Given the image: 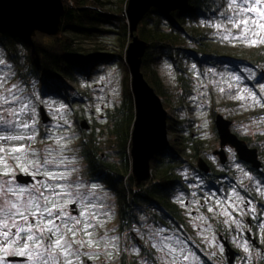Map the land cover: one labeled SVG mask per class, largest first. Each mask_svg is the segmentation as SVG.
<instances>
[{
    "label": "rangeland",
    "instance_id": "374dc122",
    "mask_svg": "<svg viewBox=\"0 0 264 264\" xmlns=\"http://www.w3.org/2000/svg\"><path fill=\"white\" fill-rule=\"evenodd\" d=\"M105 1L109 4L107 8L111 10L116 11L122 6V0ZM222 12L225 15L228 14L226 2L216 15L199 17L195 22H191L190 26L203 28L209 38L220 44H226L230 48L236 47V49L248 51L264 46V44L250 46L232 40L231 36L235 35L238 30L231 24L225 25L231 35L228 39H222L221 33L213 27L214 24L223 22L224 17L220 15ZM100 29L107 32L95 33L97 37H82L78 40V45L88 51L98 49L105 54L118 51L120 43L117 39L118 36L112 32L115 31L113 26L104 24L100 26ZM253 31L259 32L255 28ZM260 35L264 36V33H260ZM254 38L259 39L260 37ZM22 54H24V50H22ZM0 60L4 61L3 64H0V134L34 135L31 143L25 139L23 141H0V145L11 147L23 144L28 146L23 163L27 165V161L32 160L42 165L41 173L45 171V168L53 170L55 166L54 164L44 166L46 158L54 161L63 160L64 163L58 170L66 172V179L50 181L47 180V177L36 174L35 181L43 180L48 184L65 185L64 191L70 195L61 196L60 201L65 205L64 211L70 216H76L82 220L79 213L83 210V204L94 203L96 205L91 208V212L97 214L98 220L88 221L95 225L89 229L93 234L92 237L80 232L77 239L91 238L94 241H111V244L107 246L101 243L99 248H93V253L87 252V257H85L84 247L79 248V245H73L74 251L79 248L78 257H81L80 260L75 261V264H119L124 255L130 251L139 254V249L130 248L127 236L123 239V234L127 231L120 233L118 230L119 215L114 196L102 185L80 178L84 165L76 147L84 137V132H91L96 122L104 124V116L120 102L124 81L127 76L131 79L128 66L115 61L100 65L98 70L90 76H78L76 82L66 84L65 88H62L63 94L57 97L52 93L43 94L42 85H37L32 80L33 78L30 85L19 78L17 69L13 67L1 46ZM190 67L195 79L194 95L187 107H180L178 103L168 107L164 102L165 108L171 118L182 121L187 131L206 142L207 148L203 152L204 157L218 172L222 171L228 177H221L218 189L211 192L204 188L203 178L189 176L193 181L189 184L191 193L189 196H184L181 201L185 202L187 209L188 222L191 226L190 233L182 234L183 237L175 234L163 237L170 238L166 242L172 248L177 249L178 256L162 247V238L155 234L156 231L146 230L149 234L137 235L143 237L145 242L156 245L159 257L165 264H170V262L171 264H220L217 257L223 255V248L218 232L223 231L230 235L232 244L243 253L246 261L249 260L250 263L253 261L254 264H257L260 252L246 241L245 236H239L236 233L248 229V219L251 218L254 221L253 231L256 236L264 239V182L258 175L259 171L253 170L251 165L241 161L236 150L230 145L224 148L227 162L226 164L221 163L220 156L215 154L216 151L221 150L215 122L218 115L223 116L231 122L232 133L245 141L250 148L264 152V98H262L264 97V74L258 75L254 68L241 66H235L232 69L207 66L201 69L191 62ZM157 70L166 86L177 93L179 85L174 65L162 58L157 64ZM234 77H239V79H233ZM245 89L247 91H244ZM67 93L74 99L70 100L72 102L67 100ZM250 94H255L259 103L253 100ZM240 96L244 98L241 99ZM25 104L28 106L26 113L11 114L12 110L19 112V109ZM42 108L50 118V122L46 126L42 123L40 112ZM25 116H33V122L30 123L32 126L28 129L17 128L16 122L19 121L23 124ZM85 120L91 126L88 131L81 128V124ZM170 137L172 141L171 132ZM58 140L63 146L62 148L57 144ZM259 159L262 162L260 154ZM7 164L12 172L8 176L0 175V183L13 180L18 184L16 181L18 175H29L17 167V161L11 156L7 157ZM28 167L29 172L36 171L35 165ZM0 171H3V165H0ZM233 190L239 193V197L243 199L232 197L228 203H225V199L231 196ZM217 200L221 201L220 206H217ZM249 201L251 205H249ZM231 203L237 204L243 211L234 212L229 206ZM73 205L75 208H72ZM250 206L255 211H249ZM210 207L214 211L209 212L208 208ZM224 208H227L231 213V217L222 214ZM233 218L236 222L233 221ZM138 226L144 229L140 225ZM232 228L236 229L235 234H232ZM145 236L149 237L145 238ZM69 238H71V234H69ZM120 242L127 246V251L123 252L121 256ZM245 246L248 247V252L244 251ZM99 252H103L109 258L100 257ZM184 255L189 257L188 260L183 259ZM15 264H28V262H15Z\"/></svg>",
    "mask_w": 264,
    "mask_h": 264
},
{
    "label": "trees",
    "instance_id": "16d2710c",
    "mask_svg": "<svg viewBox=\"0 0 264 264\" xmlns=\"http://www.w3.org/2000/svg\"><path fill=\"white\" fill-rule=\"evenodd\" d=\"M63 2L65 15L62 34L58 37L38 34L30 38L17 28L0 22V46L17 69L19 78L27 85L34 80L37 85H42L43 94L52 93L57 97L63 94L62 88L66 84L76 82L78 76H90L100 65L115 61L127 66L126 51L132 42L125 16L129 0H122V6L116 11L108 9L109 4L105 0ZM225 2L191 0L187 9L171 13L152 9L139 25L136 36L147 45L142 71L166 106L178 103L185 108L193 97L195 79L191 62L201 69L207 66L227 69L241 66L254 68L258 75L264 74V46L248 51L230 48L209 38L203 28L190 26L199 17L216 15ZM104 24L113 26L115 31L112 32L118 36L120 43L118 51L105 54L98 49L88 51L78 45L82 37H97L95 33L107 32L100 29ZM162 58L176 69L177 93L166 86L158 73L157 64ZM67 94V100L72 102L74 99ZM135 118L131 79L127 76L122 98L104 116L105 123L96 122L91 132H84V137L76 146L84 165L80 178L102 185L114 196L120 233L138 224L153 232L170 230L188 234L191 226L185 202L181 200L191 193L189 184L193 181L189 176L203 178L204 188L211 192L218 189L221 177L228 176L218 172L204 157L206 142L187 131L182 121L171 118V145L154 157L151 178L140 183L132 171ZM257 150L264 165V152ZM201 160L207 161L211 172L205 173L199 168ZM142 238L135 233L127 235L130 248L135 247L140 252L130 251L119 264H165L152 243Z\"/></svg>",
    "mask_w": 264,
    "mask_h": 264
},
{
    "label": "snow or ice",
    "instance_id": "6c2138e0",
    "mask_svg": "<svg viewBox=\"0 0 264 264\" xmlns=\"http://www.w3.org/2000/svg\"><path fill=\"white\" fill-rule=\"evenodd\" d=\"M226 6L228 14L220 13L224 17L223 22L213 25L221 33L222 39H228L231 35V32L225 27L226 24H231L233 28L238 30L235 35L231 36L232 40L250 46L264 44V36L260 35V33H264V0H226ZM254 28L258 29L259 32L253 31ZM257 36L260 38L255 39L254 37ZM3 63L4 61L0 60V64ZM233 79L238 80L239 77ZM250 95L253 100L259 103L255 94ZM240 98L243 99L244 97L240 96ZM27 107L25 104L19 109V112L12 110L11 114L26 113ZM31 126L27 121L23 124L19 121L16 122L17 128L28 129ZM25 139L33 140L34 135L0 134V141H23ZM57 144L60 145L59 140ZM26 149L28 146L23 144L11 147L0 145V165H3V171H0V175L8 176L11 174L12 169L7 164V157L11 156L17 161L18 168L33 177L36 174H41L50 181L67 178L65 171L58 170L60 165L64 163L63 160L54 161L46 158L44 166L48 164L55 166L53 170L45 168L42 173L40 172L42 165L32 160H28L27 165H25L23 161L25 160ZM17 153L20 155H16ZM31 165H35V172H29L28 166ZM65 187V185L57 183L48 184L43 180L35 181L27 186L16 184L13 180L0 183V264H5V262L15 264L18 260L27 261L28 264H75L73 257L78 258L79 248L85 245L99 248L101 243L106 246L111 244V241L107 240L101 242L91 238L87 240L77 239L80 232L92 237L93 234L89 229L95 225L88 221L98 220L97 214L91 212V208L96 207V205L94 203L91 205L83 204V210L79 213V216L83 218L82 220L76 216H70L64 211L65 205L60 201L61 196L70 195L64 191ZM232 197L243 199L239 197V193L233 190L231 196L225 199V203H228ZM216 204L220 206L221 201L217 200ZM249 205H251L250 201ZM229 206L234 212L243 211L235 203H231ZM208 211L212 212L214 209L210 207ZM249 211H255V209L250 206ZM222 214L231 217L227 208L222 210ZM233 221L236 222L234 218ZM225 222L227 223V221ZM69 234H71V238H69ZM168 239L170 238H162V247L169 249L171 253L178 256L177 249L167 244ZM73 245H79V248L74 251ZM155 246L154 244L153 247ZM105 250L107 251V247ZM244 251H249L247 246L244 247ZM188 258L187 255L183 256L184 260H188Z\"/></svg>",
    "mask_w": 264,
    "mask_h": 264
},
{
    "label": "water",
    "instance_id": "95a60500",
    "mask_svg": "<svg viewBox=\"0 0 264 264\" xmlns=\"http://www.w3.org/2000/svg\"><path fill=\"white\" fill-rule=\"evenodd\" d=\"M190 2L191 0H129L125 12L132 38L126 51L125 62L130 71L131 90L136 108L132 132V171L140 183L151 178V162L154 157L171 145L169 129L171 116L165 108L163 98L144 76L142 68L147 45L136 36V33L139 25L152 9L171 13L187 9ZM64 15L63 0H0V22L17 28L30 38H34L38 34L50 37L60 36ZM40 112L42 123L46 126L50 122V118L43 108ZM215 125L221 145V150L216 151L215 154L220 156L222 164L227 162L224 148L230 145L236 150L241 161L251 165L259 172L264 171L258 150L250 148L245 141L232 133L230 121L218 115ZM81 128L88 131L91 126L85 120L82 122ZM198 166L205 173L211 172V168L205 160H201ZM16 181L20 185L27 186L34 183L35 179L32 175L20 174L16 177ZM72 208H75V205ZM220 240L225 246L226 256L231 264L237 256V252L221 236ZM16 262L25 261L18 260Z\"/></svg>",
    "mask_w": 264,
    "mask_h": 264
},
{
    "label": "flooded vegetation",
    "instance_id": "af4514ba",
    "mask_svg": "<svg viewBox=\"0 0 264 264\" xmlns=\"http://www.w3.org/2000/svg\"><path fill=\"white\" fill-rule=\"evenodd\" d=\"M252 167V166H250ZM258 172V171H257ZM259 176L262 177V180L264 182V171L263 172H258ZM254 221L253 219L249 218L248 219V229L246 228L244 230V232H237L236 233V229L235 228H232V234H237L239 236H245L246 238V241H248L249 243H251L252 246H254L257 250L256 251H259L260 252V259H259V262L257 264H264V239H261L259 237L256 236L255 232L253 231V228H254V225H253ZM264 231V229H263ZM219 241L222 245V248H223V255L221 256H218V260L220 261V264H229L228 262V257L226 256V252H225V246L223 245L222 241L220 240V236L224 239V240H227L230 244V246L237 252V256L235 257L234 261L231 263V264H254V262L252 261L250 263L249 260H245V257H243V253L241 251H239L237 249V247H235L231 240H230V235L227 234V232H223V231H219ZM250 235V237H249Z\"/></svg>",
    "mask_w": 264,
    "mask_h": 264
},
{
    "label": "built area",
    "instance_id": "2783aa9c",
    "mask_svg": "<svg viewBox=\"0 0 264 264\" xmlns=\"http://www.w3.org/2000/svg\"><path fill=\"white\" fill-rule=\"evenodd\" d=\"M29 122V123H32L33 122V116H25V122ZM26 141L28 143H31L32 141L31 140H28L26 139ZM46 195H48V193H46ZM79 227V226H78ZM130 233H135V234H141V233H146V234H149V232H147L145 229H141L138 225H133L132 228L125 232L123 234V239L126 238V236ZM155 234L161 238H163L165 235H170V234H175L177 236H182L183 232L182 231H170V230H165V231H158V232H155ZM183 237V236H182ZM123 242H120V248H119V251H120V256L123 252H126L127 251V246L125 243ZM84 250H85V257H87V252L89 251H93L94 249L91 248V247H88L87 245L84 246ZM84 253V252H83ZM93 253V252H92ZM100 254V257H104V258H109L106 254H104L103 252H99ZM74 261H77V260H80L81 257H73Z\"/></svg>",
    "mask_w": 264,
    "mask_h": 264
}]
</instances>
